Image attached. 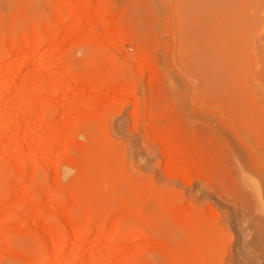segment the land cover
Returning <instances> with one entry per match:
<instances>
[{"label":"rangeland","instance_id":"1","mask_svg":"<svg viewBox=\"0 0 264 264\" xmlns=\"http://www.w3.org/2000/svg\"><path fill=\"white\" fill-rule=\"evenodd\" d=\"M66 1L0 0V264H264V0Z\"/></svg>","mask_w":264,"mask_h":264},{"label":"bare ground","instance_id":"2","mask_svg":"<svg viewBox=\"0 0 264 264\" xmlns=\"http://www.w3.org/2000/svg\"><path fill=\"white\" fill-rule=\"evenodd\" d=\"M66 2H68L69 3V0H67ZM65 2V3H66ZM67 3V5L66 6H64L63 7V10H64V8H65V12H67L66 14L70 17V22H71V25L69 26V27H66V29H65V36L64 37H62V38H58L56 35H55V33H53V31L50 29V28H45V29H47V30H44V31H47V32H44V35H46L47 37V40H46V43L48 42V43H50V42H52V41H56V39H57V41L60 43V42H65L66 43V41L68 42L69 40H67V39H69V37L71 38L73 35H75L77 32H79V31H82L83 29H85V28H87L86 26H85V22H86V24L88 23V26H89V23H91L92 21H93V15H86V16H80V10L81 9H83L84 8V6L82 5V2L79 4V6L77 7V9H73V7H71L70 6V4H68ZM78 4V3H77ZM76 4V5H77ZM84 4V3H83ZM76 8V7H75ZM100 9V8H99ZM101 10V9H100ZM99 10V13H101V11ZM102 14V13H101ZM95 15H96V17L98 16V15H100V14H94V17H95ZM92 17V18H91ZM59 22L58 23H62L63 22V20H62V22H61V19H57ZM56 20V21H57ZM90 20V21H89ZM92 20V21H91ZM89 21V22H88ZM57 23V24H58ZM60 25V24H59ZM48 30H51V31H48ZM52 32V33H51ZM46 33V34H45ZM34 35L32 34V36H31V39H30V43H27V44H32V47H36V46H38L39 45V43L38 42H36V40H34V38L32 39V37H33ZM35 37V36H34ZM65 38H66V40H65ZM65 40V41H64ZM35 41V42H34ZM10 42V41H9ZM26 42V41H25ZM25 42H23V40H22V44L24 43V45H26L25 44ZM70 42V41H69ZM9 44V43H8ZM7 45V44H6ZM29 45V46H30ZM61 45V44H60ZM9 49H11V46H7ZM12 47H14V46H12ZM16 48V47H15ZM13 49V48H12ZM12 49H11V51H12ZM17 52V51H16ZM21 60L20 59H18L17 60V62L19 63ZM150 66V65H149ZM143 67H146L145 65H143ZM150 68V67H149ZM146 69V68H145ZM138 70V69H137ZM63 75V74H62ZM64 78H66V79H63L61 76L60 77H58L57 78V80H56V83L58 84V85H60V84H62L64 87H66V90H64V93L65 94H68V87L70 86L69 84V82L71 81V76L69 75V74H67V75H64ZM64 80H67V81H65L64 82ZM64 82V83H63ZM101 81H99L98 83H100ZM93 86H94V88H93ZM92 86V84H91V86H88V87H90V88H93V89H95L96 87H95V85H93ZM110 85H108V84H106L105 85V88L107 87V88H110L109 87ZM31 87V86H30ZM89 88V89H90ZM106 88V89H107ZM104 89V88H103ZM106 89H104V90H106ZM67 92V93H66ZM40 118V117H39ZM39 120V119H38ZM39 122H43V121H40L39 120ZM34 168V167H33ZM33 168H32V170H33ZM85 218V217H84ZM86 220V219H85ZM84 219H82V222H84L83 223V225L85 224L87 227H89L88 225H87V222L85 221ZM72 223V222H71ZM74 225V224H73ZM63 229V228H62ZM76 229V228H75ZM67 230V229H66ZM102 231V230H101ZM100 231V232H101ZM114 231V230H113ZM100 232H98V233H100ZM54 233V232H53ZM61 233H64L63 231L61 232ZM69 233V232H68ZM64 234H66V233H64ZM73 237H74V240H73V237H70V238H72V241L74 242H76V243H78L77 241H79L80 240V233H79V231L78 230H74V232H73ZM114 234V233H113ZM72 235V234H71ZM100 235V234H99ZM54 236V235H53ZM64 236V235H63ZM101 236V235H100ZM109 236H112V234L111 235H108L107 237L109 238ZM52 237V236H51ZM102 237V236H101ZM105 238V237H104ZM79 239V240H78ZM111 239H112V237H111ZM109 240V239H108ZM81 241V240H80ZM52 242H56L55 240L54 241H52ZM69 242V241H68ZM57 244V243H56ZM69 244V243H68ZM52 245H55V244H53L52 243ZM53 248H54V246H53ZM57 257H59V254H56V255H54V257H50L51 258V261H50V264H55V260H56V258Z\"/></svg>","mask_w":264,"mask_h":264}]
</instances>
